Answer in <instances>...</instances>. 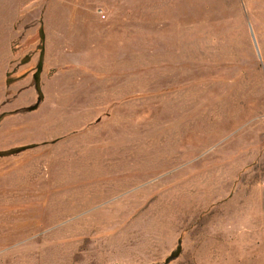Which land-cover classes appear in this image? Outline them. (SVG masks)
<instances>
[{"label":"rangeland","instance_id":"374dc122","mask_svg":"<svg viewBox=\"0 0 264 264\" xmlns=\"http://www.w3.org/2000/svg\"><path fill=\"white\" fill-rule=\"evenodd\" d=\"M8 2L0 264H264V0Z\"/></svg>","mask_w":264,"mask_h":264},{"label":"crops","instance_id":"0c3cea01","mask_svg":"<svg viewBox=\"0 0 264 264\" xmlns=\"http://www.w3.org/2000/svg\"><path fill=\"white\" fill-rule=\"evenodd\" d=\"M0 1H1V3H0V10L1 11H7V10L11 9V7H12V6H10L11 3L8 2V0H0ZM15 1L16 0H13V2H15ZM22 5H23L22 0H19L16 8L20 9V8H22Z\"/></svg>","mask_w":264,"mask_h":264},{"label":"trees","instance_id":"16d2710c","mask_svg":"<svg viewBox=\"0 0 264 264\" xmlns=\"http://www.w3.org/2000/svg\"><path fill=\"white\" fill-rule=\"evenodd\" d=\"M39 78H40V72L37 70V71H35V73L33 75V80H34L36 92L38 93L39 99H40L41 98V91H40Z\"/></svg>","mask_w":264,"mask_h":264},{"label":"water","instance_id":"95a60500","mask_svg":"<svg viewBox=\"0 0 264 264\" xmlns=\"http://www.w3.org/2000/svg\"><path fill=\"white\" fill-rule=\"evenodd\" d=\"M253 40H254V37H253ZM254 44H255V42H254Z\"/></svg>","mask_w":264,"mask_h":264}]
</instances>
